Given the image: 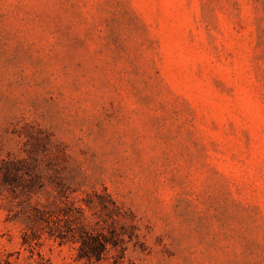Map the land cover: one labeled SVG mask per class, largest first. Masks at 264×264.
<instances>
[{
	"label": "rangeland",
	"instance_id": "1",
	"mask_svg": "<svg viewBox=\"0 0 264 264\" xmlns=\"http://www.w3.org/2000/svg\"><path fill=\"white\" fill-rule=\"evenodd\" d=\"M0 264H264V0H0Z\"/></svg>",
	"mask_w": 264,
	"mask_h": 264
},
{
	"label": "trees",
	"instance_id": "2",
	"mask_svg": "<svg viewBox=\"0 0 264 264\" xmlns=\"http://www.w3.org/2000/svg\"><path fill=\"white\" fill-rule=\"evenodd\" d=\"M109 205L111 206L110 212L116 213L117 210H119V206L116 204V202L112 201L111 199L106 206H109ZM73 213L74 212L70 209H69V212L65 213V216H68V219H70L69 222L67 223H71L73 221H76V219H78L77 217H75ZM57 230H60V229H57ZM58 238H60L61 244H65L68 242L66 235H64L62 231H59ZM77 240L78 239L74 240L73 243H77V242L80 243L78 258L80 260H85L86 262H89V263L102 262L104 259L103 257L104 253L108 249V245L112 244L109 241V239H106L105 237H100V238L93 237L87 240L80 239V241H77Z\"/></svg>",
	"mask_w": 264,
	"mask_h": 264
}]
</instances>
